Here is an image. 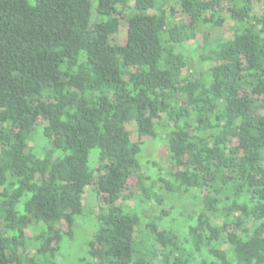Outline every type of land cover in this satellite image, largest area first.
I'll use <instances>...</instances> for the list:
<instances>
[{
  "label": "trees",
  "instance_id": "trees-1",
  "mask_svg": "<svg viewBox=\"0 0 264 264\" xmlns=\"http://www.w3.org/2000/svg\"><path fill=\"white\" fill-rule=\"evenodd\" d=\"M0 264H264V0H0Z\"/></svg>",
  "mask_w": 264,
  "mask_h": 264
},
{
  "label": "rangeland",
  "instance_id": "rangeland-1",
  "mask_svg": "<svg viewBox=\"0 0 264 264\" xmlns=\"http://www.w3.org/2000/svg\"><path fill=\"white\" fill-rule=\"evenodd\" d=\"M121 36L123 37V34H121ZM133 137L135 139V135H133ZM146 145L147 146H144L142 153L139 157L140 160L138 159V161L141 162L143 172H145L150 177L156 178L160 174H164L167 171V168H168L167 145H166V142L164 141V139H159V140L154 141V142H149ZM90 191H91L90 189H86L85 205L88 208L89 207L95 208L96 201L93 198V196L91 195ZM165 203H166V206L168 204L171 206H177V202L173 201V199L172 200L167 199ZM169 205L167 206V208L169 207ZM169 208H171V207H169ZM139 211L140 210H138V213H139V215H141ZM148 213L149 214L150 213L155 214V216L153 218H155L161 224V220L156 218V215L158 212H156L155 209L152 210L151 207L148 206ZM172 213L177 215L178 212L172 211ZM191 213H194V212L191 211ZM182 219L183 218L181 217V218H175V220H172V223H171L172 228L171 229L179 231V228L182 227V223H181ZM90 223L91 222L81 223L78 226L76 237L74 240L76 242L71 243L62 252V254L58 255L57 259L59 260V262H63L65 260V258H68L72 254L76 255V257L78 256L79 250H80V247L82 244L81 242L83 241V239H85V237H87V235L90 234V230L92 228V226H90Z\"/></svg>",
  "mask_w": 264,
  "mask_h": 264
}]
</instances>
